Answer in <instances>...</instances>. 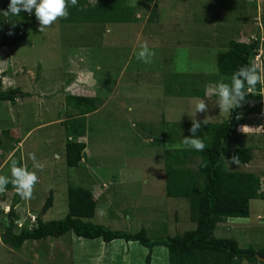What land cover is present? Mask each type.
<instances>
[{
	"label": "rangeland",
	"instance_id": "1",
	"mask_svg": "<svg viewBox=\"0 0 264 264\" xmlns=\"http://www.w3.org/2000/svg\"><path fill=\"white\" fill-rule=\"evenodd\" d=\"M137 12L130 23L107 25L74 26L57 18L42 31L37 21L17 47L0 51L2 88L20 87L29 93L14 104L0 101V138L7 142L6 151L0 148V175L8 176L10 162L21 160L38 177L32 198L16 205L22 227L32 225L37 215L45 221L65 217L68 185L93 191L98 207L89 220L94 223L132 233L145 228L151 238L196 227L188 199L166 195L165 150L152 141L163 122H192L193 107L206 92L207 110L194 118L216 123L229 117L230 112H220L212 94L218 82L230 79L219 72L217 55L232 39L262 33L264 0H153ZM141 43L155 53L150 64L134 54ZM262 52L252 61L260 77L259 88L248 93L255 99L238 112V130L229 138L233 146L256 145L252 161L239 169L257 172L264 171ZM182 86L204 95L185 96ZM72 95L97 105L83 117L79 140L87 147L77 167H69L65 158L67 138L77 135L74 121L81 120L73 116L77 111L67 100ZM29 153L42 169L34 167ZM51 191L53 205L43 213ZM14 193L0 192V216L9 211ZM250 213L221 223L215 235L233 237L241 247L264 248V202L253 200ZM2 231L0 225V264L168 263L165 247H155L147 262L148 249L135 242L107 243L67 232L15 248L1 240Z\"/></svg>",
	"mask_w": 264,
	"mask_h": 264
},
{
	"label": "trees",
	"instance_id": "2",
	"mask_svg": "<svg viewBox=\"0 0 264 264\" xmlns=\"http://www.w3.org/2000/svg\"><path fill=\"white\" fill-rule=\"evenodd\" d=\"M9 0H0V10L7 8ZM153 0H78L75 7H67V19L58 18V23L74 26L85 24L130 23L137 16L138 8L148 6ZM148 4V5H147ZM37 23L34 14L21 11L19 16H0V51L10 50L18 46L19 41L26 39L29 26ZM77 27H73V30ZM11 32L12 35H8ZM264 28L261 34L243 41L232 39L228 49L217 55V68L222 76L230 77L236 69L243 65L253 66V58L261 53L264 57ZM0 53V59H2ZM230 79L225 83H230ZM258 80L255 89L259 88ZM0 79V101L16 103L29 93L20 87L2 88ZM181 94L185 96L201 97L199 89L182 86ZM259 90V89H258ZM250 95L245 96L239 108L230 112L227 119L220 122H201V128L196 135L203 140V151L186 148L181 140L190 136L191 122L168 123L163 122V130L153 139V143H160L165 150V192L167 196L186 198L190 205V218L196 227L182 233L167 237L151 238L145 228L137 232L113 229L109 226L94 223L90 218L95 216L98 199L90 189L82 186L68 185V212L65 217L45 221L37 215L32 225L19 224L20 216L16 205L21 198L16 194L11 184L5 191H14V201L10 209L0 216L3 229L1 240L15 248H21L27 240H43L72 232L77 237L86 239H101L110 243L114 240L135 242L148 249L147 262L155 247H165L168 254L167 264H241L246 260L248 264H262L257 255L264 258V248L256 249L252 246L241 247L233 237H217L215 231L221 223L227 220L248 218L251 202L260 199L264 202L263 177L264 173L239 169L249 164L255 155L256 145H236L229 143V138L238 130L237 115L246 101H253ZM76 114L81 117L75 120L76 136L67 138L65 143L66 164L77 167L84 161L86 142L79 140L84 133V116L95 111L96 102L83 96H69ZM5 132V131H4ZM0 148L7 149V142L0 138ZM1 151V150H0ZM254 151V152H253ZM263 153L262 148L258 149ZM2 152V151H1ZM4 157V155H1ZM237 156V163L229 165L225 160ZM11 163V162H10ZM18 166L22 161H18ZM230 165L237 166L231 169ZM10 176V174L8 175ZM3 191V192H5ZM53 205L51 191L42 209L43 213Z\"/></svg>",
	"mask_w": 264,
	"mask_h": 264
},
{
	"label": "clouds",
	"instance_id": "3",
	"mask_svg": "<svg viewBox=\"0 0 264 264\" xmlns=\"http://www.w3.org/2000/svg\"><path fill=\"white\" fill-rule=\"evenodd\" d=\"M77 3L78 0H9L7 8L0 10V16L5 18L19 16L21 11L34 14L40 31H42L46 28L45 26L52 25L57 18L67 19L69 15L67 7H75ZM8 35H12V33L9 32ZM134 54L144 64H150L155 55L146 43H141L138 50H134ZM259 79L254 66L243 65L234 71L230 83L218 82L212 94L216 97L215 103L220 112H232V110L239 108L244 102L245 96L251 93ZM207 96L208 93L206 92L205 98ZM205 98H201L195 103L191 115L193 119L189 128L190 136L183 137L181 140V143L190 150L203 151L205 148L203 140L196 135L201 128V122L194 118L197 113L207 110ZM28 158L34 162L35 168H43V165L36 163L34 153H29ZM225 162L228 165L230 163L236 164L237 156H233ZM37 181L38 177L34 171H28L23 165L18 166L17 162L13 160L10 166V176L0 175V192L5 191V187L11 184L21 199L29 200L32 198L33 186Z\"/></svg>",
	"mask_w": 264,
	"mask_h": 264
},
{
	"label": "crops",
	"instance_id": "4",
	"mask_svg": "<svg viewBox=\"0 0 264 264\" xmlns=\"http://www.w3.org/2000/svg\"><path fill=\"white\" fill-rule=\"evenodd\" d=\"M263 173H264V171H263ZM263 182H264V177H263ZM262 189L264 191V185H263ZM261 217H262V215L260 213H257V218L262 219Z\"/></svg>",
	"mask_w": 264,
	"mask_h": 264
},
{
	"label": "water",
	"instance_id": "5",
	"mask_svg": "<svg viewBox=\"0 0 264 264\" xmlns=\"http://www.w3.org/2000/svg\"><path fill=\"white\" fill-rule=\"evenodd\" d=\"M257 257H258L261 261H264V258H263V257H261V256H259V255H257Z\"/></svg>",
	"mask_w": 264,
	"mask_h": 264
}]
</instances>
